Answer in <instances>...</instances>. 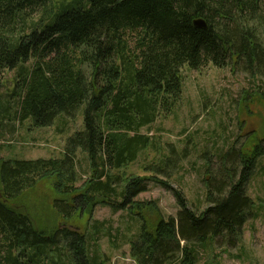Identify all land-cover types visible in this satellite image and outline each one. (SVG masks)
Masks as SVG:
<instances>
[{
    "label": "trees",
    "instance_id": "obj_1",
    "mask_svg": "<svg viewBox=\"0 0 264 264\" xmlns=\"http://www.w3.org/2000/svg\"><path fill=\"white\" fill-rule=\"evenodd\" d=\"M199 18L205 27L194 25ZM209 62L264 73V0H0V87L2 74L15 70L12 87L0 92V128L65 123L82 107V126L60 156L0 158V264H98L95 244L111 235L105 220L89 222L98 204L137 222L127 240L137 264H195L197 246L217 237L235 245L253 206L245 188L264 138L202 152L200 208L160 178L176 161L170 153L144 167L148 176L122 170L148 146L140 129L180 97L181 68ZM42 179L52 181L58 217L87 216L82 230L38 227L13 206ZM148 182L172 192L176 215L148 222L144 212L157 204L136 198Z\"/></svg>",
    "mask_w": 264,
    "mask_h": 264
},
{
    "label": "rangeland",
    "instance_id": "obj_2",
    "mask_svg": "<svg viewBox=\"0 0 264 264\" xmlns=\"http://www.w3.org/2000/svg\"><path fill=\"white\" fill-rule=\"evenodd\" d=\"M181 74L180 97L169 108L160 107L154 121L140 129L150 138L148 146L135 162L122 170L127 175L148 176L144 167L170 153L176 161L168 167L170 175H159L160 178L179 188L190 206L200 208L204 205L205 192L201 181L202 152L224 148L235 138L239 141L253 136L264 138V73L250 74L232 63L216 67L209 62L198 69L184 65ZM14 76L15 70L2 74L0 92L12 87ZM81 126L82 107L81 112L67 117L65 123L56 118L47 127H35L29 121H7L0 128V158L58 157L66 137ZM77 161L84 178L87 162L79 152ZM245 189L253 206L238 242L229 245L217 237L204 246L198 245L195 264H264V155L259 158ZM54 196L52 181L42 179L11 203L27 213L38 227L60 225L82 230L87 216L61 219L52 207ZM136 198L156 202L158 208L154 212H144L149 223L158 217L176 215L178 208L172 192L159 184L148 182L147 190ZM92 220H105L102 231L107 228L111 234L101 235L95 244L101 257L98 264H137L127 244L137 222L126 211L113 212L109 206L98 204L89 222Z\"/></svg>",
    "mask_w": 264,
    "mask_h": 264
},
{
    "label": "water",
    "instance_id": "obj_3",
    "mask_svg": "<svg viewBox=\"0 0 264 264\" xmlns=\"http://www.w3.org/2000/svg\"><path fill=\"white\" fill-rule=\"evenodd\" d=\"M193 23H194V25L197 26V27H205V26H206L204 20L201 19V18H199V19H195V20L193 21Z\"/></svg>",
    "mask_w": 264,
    "mask_h": 264
}]
</instances>
